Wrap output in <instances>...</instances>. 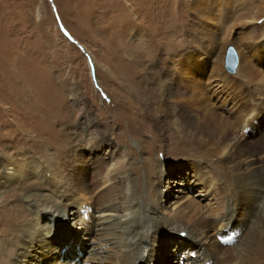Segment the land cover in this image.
Returning <instances> with one entry per match:
<instances>
[{
  "label": "rangeland",
  "instance_id": "1",
  "mask_svg": "<svg viewBox=\"0 0 264 264\" xmlns=\"http://www.w3.org/2000/svg\"><path fill=\"white\" fill-rule=\"evenodd\" d=\"M229 46L235 49L239 61L237 71L232 74L224 67ZM153 52L157 54L153 55ZM132 54L141 60L144 72L157 64L156 60H165L168 55H176L181 63L186 64L183 71H200L195 79H199L197 82L205 92V86L209 85L211 89L207 91V97L213 104L219 100L218 107L214 104L217 111H221L220 105H225L224 110L232 109L240 98L246 100L249 94L248 100L258 105L259 110L256 109L237 130L249 141L253 135H264V0H0V184H5L3 173L7 163L4 159H10L20 181L27 167L33 166V171L42 175L41 170H45L50 161L58 167L76 165L89 158L90 161L95 155L105 153L107 144L112 143L115 150H124L133 159L132 163L139 167L136 175L132 174L134 181L128 194L135 197L142 213L148 211L153 200L147 182L148 172L144 169L146 159L150 160H146L149 169L157 162L167 168L168 175H165L161 187L165 204L171 199L168 192L171 197H177L173 200L181 203H188L193 197L204 214L212 210L210 218H217L226 215L222 208L228 201L234 215L228 219L227 226L211 229L209 240L213 244L209 242V246L208 243L201 246L195 242L196 245L190 248L191 252H186L182 261L183 264L202 263L204 255H213L217 259L226 256L232 260L245 238L250 240V237L260 236L264 231V200L261 204L260 201L258 204L249 201L246 191H239V185L236 183V186L230 178L227 180L229 192L224 199L220 193L214 195L210 194L211 190L203 192L201 186L188 185V178L182 172L175 171L173 176L169 175L171 168L191 162L196 156L193 158L191 153L187 154L184 145L172 136L175 135L174 126L170 127V133L165 134L172 140L171 146L169 139L157 142L158 139L152 136L157 132L151 117L142 108L138 122L128 124L134 112L127 104L122 106L123 101L129 104L136 101L131 85L124 84L114 71L119 68L127 73V67L122 68V65L131 60ZM216 62L220 65V74L241 86L243 95L239 92L240 87L236 90L224 88L218 93L223 88L219 77L208 79L203 72L208 74L212 71ZM109 69L114 72L112 76L104 73ZM156 71L163 73L160 68ZM214 90H217V96L212 94ZM192 102L195 101L190 100L186 104L196 110L198 106ZM90 134L100 138L105 136V142L98 149L100 153H96V149L87 151L85 148V135ZM158 146L163 147L161 152ZM76 152L82 154L76 156ZM254 153L258 159L259 151ZM47 159L50 160L48 163ZM204 166L210 168V164ZM71 169L67 168L68 171ZM260 170L259 182H264V170ZM151 178L156 180L154 172ZM167 178L171 182L177 181L179 187L171 186L167 190ZM32 181L24 180L25 183ZM9 187L0 190V202L8 199L7 204L15 210L17 205L25 209L24 196L28 192ZM44 188L38 191L55 194L53 186ZM35 191L38 192L37 189ZM73 212L76 218L77 209ZM78 213L80 215V210ZM143 215L142 220L147 219V213ZM74 217L66 218L63 226L66 232L54 223L55 220L48 218L52 222L53 243L48 245L47 251L56 253L57 248L53 251L56 246L63 248L69 242L68 238L72 236L69 231L75 230L71 224ZM2 224L0 221V226ZM230 233L234 234L232 241H220ZM179 236L192 240L183 233ZM81 239L82 250L88 247L94 251H101L100 247L106 249L102 247L104 243L95 241L91 235ZM175 239V236H169L163 244L152 240L164 264L172 261L179 264L176 259L182 253V246L173 251V246L181 242H175ZM77 241L75 237L63 249L72 248ZM189 243L193 244L192 241ZM73 250L83 257L80 246L75 245ZM143 255L145 257L147 253ZM53 256V253L49 254L51 260ZM208 260H204L205 264H209Z\"/></svg>",
  "mask_w": 264,
  "mask_h": 264
},
{
  "label": "bare ground",
  "instance_id": "2",
  "mask_svg": "<svg viewBox=\"0 0 264 264\" xmlns=\"http://www.w3.org/2000/svg\"><path fill=\"white\" fill-rule=\"evenodd\" d=\"M152 54L156 55L157 53L153 52ZM166 59L156 60L157 64L151 65L144 72L141 60L132 54L131 60L122 65V68L127 67V73H123L124 71L119 68L114 71L116 77L122 78L124 84L131 85L132 96L136 103L141 105L139 107L136 103L129 104L130 102L123 101L122 106L127 104L133 108L134 112L128 124L134 125L138 122L141 115L140 108H142L144 113L151 117L156 129L157 135H152L153 138L158 139L157 142L160 143L169 139L165 134L170 133L171 126H174L172 130L175 135L172 136L181 145H184L187 154L191 153L190 155L193 158L196 156V159L194 158L188 163L185 162L186 164H180L179 167L171 168L169 175L173 176L175 171L182 172L184 177L188 178V185L201 186L203 192L211 190L210 194L220 193L224 199L229 192L227 180L230 178L234 184L239 185V191H246L249 201L254 204H258L260 201L261 204L264 200V182L262 180L259 182V177L260 169L264 170V135H253L249 141L244 138L243 133H239L237 130L248 121L247 118L252 116L256 109L259 110L258 105L251 103L248 100L250 96L247 94L248 98L247 96L246 100L243 97L242 100L240 98V102L236 103L232 109L224 110L225 105H220L221 111H217L214 104L216 103V107H218L219 100L213 104L210 102L209 96L207 97V91L211 89L209 85L205 86L207 87L205 92V88L197 82L199 79H195L201 72H192L191 69L189 72L183 71L186 64L181 63L176 55H168ZM159 68L162 70V74L156 71ZM114 72L110 69L104 70V73L111 76ZM203 72L206 73L208 79L213 76L219 77L223 88L218 93L223 92L224 88L236 90L240 87L239 92L243 95L241 86L229 77L220 74L218 62L208 74L206 71ZM167 75L175 76L170 79L167 78ZM143 86L145 88H142ZM212 94L217 96V90H214ZM190 100L196 102L198 106L196 110L187 106V101ZM233 109H237L236 112ZM137 129L139 128L135 130ZM253 130L251 129V131ZM104 138L105 136L100 138L98 135H85V139H87L85 148L87 151L96 149L95 152L100 153L98 149L105 142ZM169 141V146H171L172 140L169 139ZM107 145L108 148L102 155H95L90 161V158L87 161H79L80 163L76 165L66 164L58 167V164L51 163L47 159V163L50 162L45 170H41L42 175L40 172L33 171V166L27 167L25 172L21 173L24 178L20 181L17 178L18 172L13 169L10 159H4V162L7 163L3 173L5 184H0V190L12 186L14 189L20 188L19 190L28 192V194L24 196V201L27 204L25 209L17 205L18 209L15 210L7 204L8 199L0 202L2 211L0 212V221L3 223L0 226V264H46L47 262L49 264H84L83 262L88 264H164L159 250L154 249L152 240L163 244V241L169 236H175V242L181 241L182 244H175L172 250L182 246V253L176 260L179 264H183L182 260L185 258L186 252H191L189 250L196 245L195 242L201 246H204L203 243H208L207 246H209L210 230L216 226H227L228 219L234 215L233 207L228 201H226L227 203L223 201L224 208L222 210H225L224 214L226 215L217 218H210L213 216L212 210L205 215L193 197L188 203H181L182 201L173 200L177 197H171V193L168 192L171 199L168 204H165L161 195V187L165 175H168L165 170L167 168H164L163 163L157 162L156 166H151L149 169L146 162V160L150 161L149 159L145 160L144 169L148 172L147 182L150 185L153 200L148 211L142 213L140 206L135 202V197L128 194L134 181L132 174L136 175L139 167L132 163L133 159L124 150H115L112 143ZM158 147L161 152L163 147ZM167 151L170 152V149L168 148ZM254 151H259L258 159ZM81 154L76 152V156ZM205 164H210V168L204 166ZM70 167H72V171L67 170ZM184 169L187 171L185 172ZM153 172L156 175V180L151 178ZM29 179L34 181L24 182ZM167 183V190H170L171 186L179 187L178 182H171L170 178H167ZM89 184L92 185L89 186ZM49 186H53L55 194L38 191ZM35 188L38 192H33L36 190ZM73 209H77L76 218ZM79 210L81 216L78 213ZM146 213L147 219L142 220L143 214ZM69 217L75 218V220H71L75 230L69 231V233L71 232L69 235L72 236L68 238V243L73 242L76 237L78 241L75 245L80 246L84 254L83 257H79L76 250H73L75 245L65 251L63 248L67 247L68 243L63 248L56 246L53 250L55 251L57 248L56 253L47 251L48 245L53 243V235L50 230L52 222L48 218L55 220L54 223L66 232L63 226H65L66 218L69 219ZM224 219L226 220L224 221ZM144 223H146L145 226ZM144 228L146 230H143ZM78 231H81L82 235ZM182 233L192 240L187 241L180 237L179 234L182 235ZM86 234L91 235L95 241L104 243L102 247L106 249L102 250L100 247L101 251H94L92 248L89 250L88 247V249L82 250L81 237L88 236ZM233 236L234 234L230 233L220 241H232ZM249 239L245 238L242 247L235 250L236 258L231 257L232 260L228 259L229 257L226 259V256L217 259L213 255H204L203 259H209V264H264V231L260 236L256 234ZM79 241L80 243H78ZM191 241L193 244L189 243ZM225 245H229V243ZM225 245L223 246L226 248ZM158 247L161 248V246ZM217 249L222 251L219 246ZM203 250H205L204 247ZM52 253L54 256L51 260L49 254ZM146 253L147 255L144 257L143 254ZM156 259L158 260L155 261ZM237 260L238 263H236ZM194 263L202 264L200 261ZM166 264H175V262Z\"/></svg>",
  "mask_w": 264,
  "mask_h": 264
},
{
  "label": "water",
  "instance_id": "3",
  "mask_svg": "<svg viewBox=\"0 0 264 264\" xmlns=\"http://www.w3.org/2000/svg\"><path fill=\"white\" fill-rule=\"evenodd\" d=\"M237 65H238L237 53L233 47L229 46L226 49V53H225V59H224L225 70L228 73L232 74L235 72Z\"/></svg>",
  "mask_w": 264,
  "mask_h": 264
}]
</instances>
